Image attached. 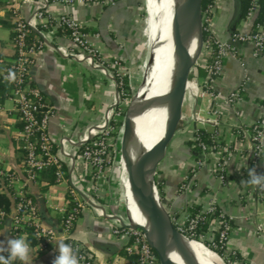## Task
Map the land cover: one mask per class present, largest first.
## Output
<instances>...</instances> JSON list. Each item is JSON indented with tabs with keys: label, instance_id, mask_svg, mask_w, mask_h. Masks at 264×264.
<instances>
[{
	"label": "crops",
	"instance_id": "0c3cea01",
	"mask_svg": "<svg viewBox=\"0 0 264 264\" xmlns=\"http://www.w3.org/2000/svg\"><path fill=\"white\" fill-rule=\"evenodd\" d=\"M41 5L42 0H0V31H8L7 37H0L2 84L7 80L6 69L14 59V24L18 18L29 20L35 17ZM44 13L46 19L60 15L72 16L80 23L91 46L101 56V62L93 66L77 61L69 55V39L61 29L44 28L41 23L32 29L35 38L42 39L45 47L34 55L29 85L37 88L46 104L52 108L47 132L52 137L63 133L79 135L99 124L107 111H113L118 89L114 77L104 74L102 68L104 63L112 59L123 61L129 58L130 46L137 39L139 31L138 0L119 1L109 7L90 4L86 0H48ZM239 14V0H219L213 18L219 41H226L234 31L250 30V23L239 20ZM237 48L238 53L225 61L217 87L227 94L241 85L245 76L251 79L243 87L241 117H234L226 106H223L222 113L207 116L209 97H195L194 93L189 97V89H186L183 106L187 100L189 105L186 112L182 107L183 120L192 123L195 114L209 118L210 123L203 125L201 131L207 134L206 137L217 133L220 139V146L207 155L205 166L197 174L201 191L191 192L188 196L201 208L205 207L208 200L216 201L221 215L229 220L233 229L227 252L236 253L234 257L246 260L249 264H264V223L259 228L260 218L264 216V203L250 192L254 186L245 182L249 179L248 169L254 168L257 173L264 174V143L258 168L253 167L250 152L253 148L252 123L264 100V54L253 58L250 45H238ZM193 77L201 81L199 77ZM20 129V120L9 88L0 102V167L6 175L0 178V194L8 198L9 211L13 209L19 195L25 193L34 200L42 223L58 228L63 219L60 209L71 206V192L74 191L85 207L75 223L71 236L73 240L91 254L96 264H130L128 240L113 234L114 228L123 227L128 222L123 207L117 202L118 194L111 189L115 165L105 178H98L78 157L73 156L70 161L63 163L64 175L60 181L54 175L52 182L49 169L36 179L28 180L19 139ZM186 145H176L171 153L167 150L165 159L157 169L156 180L161 184L165 204L172 210L180 206L174 196L182 176L193 167L197 158L192 142L187 140ZM217 159L222 160L225 167L222 181L216 178L213 170ZM98 211H103L106 216L99 217ZM217 224V218L210 220L207 235L215 233ZM12 238L15 237L0 228V242L6 245L7 240ZM59 241L63 240L55 238L46 249H41L37 243L30 244L32 264H53L59 255Z\"/></svg>",
	"mask_w": 264,
	"mask_h": 264
},
{
	"label": "built area",
	"instance_id": "2783aa9c",
	"mask_svg": "<svg viewBox=\"0 0 264 264\" xmlns=\"http://www.w3.org/2000/svg\"><path fill=\"white\" fill-rule=\"evenodd\" d=\"M86 1L90 4L109 7L124 0ZM47 3L48 0H42L41 9L36 13L35 17L29 20L22 18L16 20L13 27L14 59L5 73L6 79L12 82L10 98L15 103L19 120L22 123L19 139L22 143L21 151L24 154L25 173L28 180H34L44 170L54 168L55 178L60 181L64 175L63 163L66 160L70 161L73 156H76L98 178H105L111 172V167L117 155H119V161L122 164L120 150L117 145L120 136L111 137V133L115 132L114 128L110 126V118L111 116L113 117V114L111 115V112L107 111L99 124L89 127L79 135L63 133L52 137L47 132V124L49 117L52 115V108L44 103V98L39 90L29 85V74L33 65L34 55L45 47L42 39L36 38L29 42L30 32L38 23H41L44 28L53 27L66 31L70 45L68 53L77 61H84L92 66L96 62H101L99 51L91 46L87 34L82 31L80 23L72 16L60 15L54 19H46L44 10ZM218 3L219 0H213L202 9V30L203 35L205 34V39L203 40L202 51L196 65L204 69L205 77L201 81L195 77H193V80L188 79L187 89L192 87L195 97H209L207 116L222 113L224 110L223 106H226L230 114L239 118L242 115L243 98L241 95L244 90L243 87L251 79L245 76L241 85L227 94L218 89L217 83L223 75L225 61L233 58L238 53V45H250L253 58L261 57L264 54V19L256 21L260 4L258 0H251L244 19L250 23V30L248 32L234 31L226 41H219L213 27L214 11ZM103 66L104 74L113 77V72L122 77L125 75L121 62L117 58L104 63ZM120 85L121 83L116 84L117 89ZM117 102L118 100L116 99L113 103L114 107L118 105ZM192 120L197 121V124H199L191 130L189 135V140L193 144L192 147L195 149L197 158L192 165L193 167L186 170L183 174L182 180L176 189L174 199L180 203V206L176 210H172L166 204L165 206L178 233L188 240L201 239L208 242L206 245L214 254L216 249L224 247L223 253L225 254L226 252L228 256V254L233 253L227 252V245L233 229L229 220L223 217L221 213L217 218L218 224L214 230L215 233L211 234L212 236H200L198 234L199 226L210 222V215L215 213L217 208L216 201L214 199L208 200L205 207L201 208L197 213L191 214L189 211L196 205V201L191 200L188 195L191 192H200L202 188L197 174L205 166L207 155L216 151L220 146L219 134L212 133L205 137V133L201 131L203 125L210 123L209 118L200 117L196 114ZM251 141L253 144V148L250 151L253 160L252 164L253 167L258 168L257 163L260 161L264 143V100L259 105L258 116L252 123ZM213 170L216 178L222 181L225 177L223 161L217 159ZM5 176L0 167V178ZM253 191L255 193L263 191L264 195V190L259 187L255 186ZM71 195L73 205L66 209H60L63 219L58 228L45 226L42 223L34 200L25 193L19 195L11 211L0 208V228L6 229L13 237L25 236L26 229H32L37 240V246L41 249H46L55 238L60 237L65 243L72 245L79 258V264H96L91 254L71 237L78 216L85 207V204L77 199L74 191L71 192ZM161 198L165 203L164 197ZM125 214L127 216L128 212L125 211ZM97 215L102 218L106 216L103 211H98ZM127 220L128 222L125 226L114 228L113 234L128 240L127 255L131 257L130 264H159L156 254L144 240L142 231L129 226V220L134 224H138L137 221H133L132 217L129 218L128 216ZM216 234L219 245L214 243ZM226 261L228 262L227 264L232 262V264H249L242 259L231 261L226 259Z\"/></svg>",
	"mask_w": 264,
	"mask_h": 264
},
{
	"label": "water",
	"instance_id": "95a60500",
	"mask_svg": "<svg viewBox=\"0 0 264 264\" xmlns=\"http://www.w3.org/2000/svg\"><path fill=\"white\" fill-rule=\"evenodd\" d=\"M173 21L177 39L173 41L169 55L170 82L163 100L172 104L171 118L158 144L152 150L140 149V142L131 131L137 111V107H134L137 89L126 108L119 150L122 166L143 188L140 214L136 218L138 224L129 220V226L142 231L144 240L156 254L159 264H200L193 256L185 261L179 256L176 244L179 237L184 236L178 233L172 224L157 186L156 174L158 166L166 157L168 145L181 119L187 82L202 51V0H174ZM146 103L147 101L142 104ZM163 227L169 232L175 251L159 243L158 235Z\"/></svg>",
	"mask_w": 264,
	"mask_h": 264
},
{
	"label": "bare ground",
	"instance_id": "6f19581e",
	"mask_svg": "<svg viewBox=\"0 0 264 264\" xmlns=\"http://www.w3.org/2000/svg\"><path fill=\"white\" fill-rule=\"evenodd\" d=\"M157 12L160 26L152 34V52L146 63L147 74L144 76L134 96V116L132 133L140 142V149L151 150L158 144L172 115V104L163 102L166 88L170 82L169 55L173 41L177 39V32L173 21L174 0H151ZM146 104H142L143 102ZM135 109V108H133ZM133 109L130 112L132 118ZM122 186L126 211L131 214L133 221H137L140 214V203L143 188L137 180L130 177L126 170L119 178ZM159 243L175 251L171 236L163 227L158 235ZM176 248L182 261L193 256L200 264H220L213 252L207 251L200 243L179 237Z\"/></svg>",
	"mask_w": 264,
	"mask_h": 264
},
{
	"label": "rangeland",
	"instance_id": "374dc122",
	"mask_svg": "<svg viewBox=\"0 0 264 264\" xmlns=\"http://www.w3.org/2000/svg\"><path fill=\"white\" fill-rule=\"evenodd\" d=\"M138 20H137V25H138V37L135 40V42H133L132 46H130V51H129V58L125 59L121 62V67L124 69V76L128 78L129 81V85H130V94L133 95L135 93V91L138 89V87L140 86L144 76L147 74V68H146V63L148 60V56H149V52H152V42L150 41V39H152V34H154L156 32V30L158 29V27L160 26V22L158 20V16H157V12L156 9L154 7V4L152 3L151 0H138ZM7 30L3 29L0 31V37H7ZM189 80H193V75L192 73L189 76ZM189 97L192 96L193 90L192 87L189 88ZM118 105L119 107H122L123 109H125L127 107V105L129 104V102L127 101H122L119 98V94H118ZM189 101L187 100V102L185 103V105L183 106V110L188 111V103ZM113 114V111H111V115ZM196 115V114H195ZM195 115H193V117H195ZM201 117V114H198ZM183 117L181 115V119L179 121V124L174 132V135L172 137V139L170 140V143L168 145V150L171 153V150L176 146V145H182L181 147H186V142L187 140H189V135H190V131L191 129L195 128L198 122L195 120H192V123H187L185 120H183ZM206 118V117H204ZM110 121H116V122H123V120L117 115L115 114L113 117L111 116ZM183 122V123H182ZM195 126V127H194ZM112 127V126H111ZM114 130L117 134V136H120V131L122 130V127H114ZM118 147H120V139L118 140L117 143ZM113 158V157H112ZM114 159V158H113ZM113 164L115 165L114 168H116V172H115V176L113 177V184L111 185V189L113 192H116L118 194L119 200L117 202H119L121 204V206L125 210L124 207V201H123V197H122V186L119 182V178L122 174V171L124 170L122 164H120L119 161V155H117L115 157V160L113 162ZM157 175V174H156ZM255 187V186H254ZM250 192L253 193V196H255L258 200H260V202L262 201L264 203V195H263V191L259 192L257 191L256 193L253 191V187L250 189ZM129 218H131V214L128 213L127 215ZM260 226L259 228L263 227V223H264V216H262L260 218ZM190 241H194L197 243H200L207 251L209 252H213L212 250H210L207 245L205 244L206 241H202L200 240H191ZM214 253V252H213ZM227 253L225 252L224 257L220 256L218 254L215 253V255L217 256L220 264H227L228 262L226 261V259H229V261H231L232 256L234 257L236 255V253H232V254H228V256L226 255ZM241 258H239L240 260ZM243 260V259H242ZM233 263V262H232ZM231 263V264H232Z\"/></svg>",
	"mask_w": 264,
	"mask_h": 264
},
{
	"label": "trees",
	"instance_id": "16d2710c",
	"mask_svg": "<svg viewBox=\"0 0 264 264\" xmlns=\"http://www.w3.org/2000/svg\"><path fill=\"white\" fill-rule=\"evenodd\" d=\"M212 1L213 0H202V9L208 3H211ZM250 1L251 0H239V4H240L239 20L245 19L247 11H248V9L250 7ZM258 3L260 4V8H259V12H258L256 21H262L264 19V0H258ZM82 31L84 32L85 30L82 28ZM63 32L65 33V35L67 34L66 31H63ZM35 39L36 38H35L34 31L31 30L30 35H29V42L33 41ZM204 39H205V34L203 35V40ZM198 66L199 65H196L195 68L193 69V76L195 75V76L199 77L202 80L205 77V71H204L203 68L201 69ZM105 67H106V65H105ZM107 70L112 71L111 69H107ZM113 74H114V80H115L116 84L121 83V85L118 86V94H119L120 100L130 102V100H131V98H132V96L134 94L133 95L130 94V89L131 88H130V85H129L128 78L125 77V76L124 77L118 76L114 72H113ZM1 82H3V81H2V79L0 77V102H2V100L5 98L7 90L10 88V91H11V89H12V82L11 81L5 80L3 84ZM43 101L46 104L45 99H43ZM126 108L123 109L122 107H119V105H116L113 108V116L115 114H118V116L123 120L125 112H126ZM110 126H112L113 128L114 127H122L123 126V122H121V121H119V122L110 121ZM20 127H22V123L21 122H20ZM206 136H207V134H205V137ZM111 137L112 138H116L117 134L116 133H111ZM48 169H49V173L51 175L50 177L52 178V182H53V179H54V174H53L54 170L53 169L54 168H48ZM157 186L159 188L161 197H164V193L162 192L161 184L158 183V181H157ZM72 205H73V203L71 204V206ZM9 206H10V202H9L8 198L5 195L0 194V208L9 211ZM200 209H201L200 205H194L189 211L191 212V214H194V213H197ZM219 216H220V210L218 208H216L215 213L210 215V219L212 220L214 218H218ZM208 224H209V222H206V223H203V224H201L199 226L198 234H200V236L207 235ZM26 237H27L28 242L31 245H34L35 243H37V240L34 237V233H33L32 229H30V228L26 229ZM214 243L219 245L217 234L214 236ZM205 244H208V242H205ZM223 251H224V247L216 249L215 252L218 255L223 256V254H224ZM235 259H239V257H232L231 258V260H235Z\"/></svg>",
	"mask_w": 264,
	"mask_h": 264
},
{
	"label": "clouds",
	"instance_id": "9594fccd",
	"mask_svg": "<svg viewBox=\"0 0 264 264\" xmlns=\"http://www.w3.org/2000/svg\"><path fill=\"white\" fill-rule=\"evenodd\" d=\"M246 183L264 190V174H258L254 168L248 169ZM59 255L53 264H79V258L71 244L59 241ZM32 246L25 236L8 239L6 245L0 242V264H32Z\"/></svg>",
	"mask_w": 264,
	"mask_h": 264
}]
</instances>
